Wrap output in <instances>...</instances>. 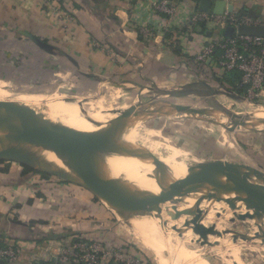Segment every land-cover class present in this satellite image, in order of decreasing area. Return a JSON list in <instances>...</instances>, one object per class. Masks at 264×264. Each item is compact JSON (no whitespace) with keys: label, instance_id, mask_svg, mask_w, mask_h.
I'll use <instances>...</instances> for the list:
<instances>
[{"label":"crops","instance_id":"1","mask_svg":"<svg viewBox=\"0 0 264 264\" xmlns=\"http://www.w3.org/2000/svg\"><path fill=\"white\" fill-rule=\"evenodd\" d=\"M154 1L0 0V90L8 93L10 87L18 91L13 94L16 98L35 101L34 97L42 95L69 98V106L57 103L67 114L71 104L74 109L81 108L80 96L89 99L93 92L96 100L88 102L87 111L94 118L84 119L90 124L99 123L106 115L99 111L110 110L115 115L114 109L145 101L157 94L156 90L173 91L201 82L216 87L222 75L219 67L213 63L202 66L195 57L197 46L207 43L211 33L204 27L198 31L204 40L190 37L186 42L175 41L178 27L173 24L169 36V21L149 10ZM189 6L191 9V1ZM243 6L249 13L264 14V6L255 0H235L236 8ZM32 36L48 48L39 46ZM172 41L178 44L176 49L170 46ZM169 118L155 120L158 124L168 119V127L169 120L174 124L178 116ZM186 121L190 127L179 124L182 129H173L172 137L163 134L161 125L152 127L150 137L164 141L162 159H178L186 153L196 159L213 158L207 155L219 147L217 135L202 130L206 128L203 124L211 122ZM203 141L209 145H200ZM126 147L131 153V146ZM4 163L0 162V242L16 243L19 255L16 263L0 264L44 262L48 248L56 250L75 238L97 241L105 250L140 254L125 243L113 209L89 191L38 171H26L20 164ZM114 262L102 257L100 264Z\"/></svg>","mask_w":264,"mask_h":264},{"label":"rangeland","instance_id":"2","mask_svg":"<svg viewBox=\"0 0 264 264\" xmlns=\"http://www.w3.org/2000/svg\"><path fill=\"white\" fill-rule=\"evenodd\" d=\"M189 1L190 0H181L180 3L188 4ZM204 27L211 29L212 25L207 23L204 25ZM202 28L203 26L198 24L193 28V30L190 28L188 30L184 28L182 31L177 30L178 35L175 37L177 38L175 41L178 40L179 43H182V39L184 38L183 40L186 42L190 37H194L198 40H204L206 37L203 35V33H199L202 31ZM167 33L170 34V29H168ZM173 44L176 48L178 47V44ZM171 47L173 48V46ZM200 63L202 66L205 65L204 62ZM215 88L219 92H217V94L212 97L189 95L182 98H176L171 101L176 104H183L194 108H209L211 106L210 101L213 100L216 102L218 106L216 105V109L212 110L213 116H215L213 117V122L209 124H203V127L206 128H203L202 130L204 132L208 131L209 134L217 135L214 138L216 142L218 141L219 147L217 149L213 148V150L208 151L209 153L207 156L213 158L216 156L224 160L228 159L232 162L245 164L248 163L251 166L254 164V167H260L259 169H261L264 173V91H259L258 94L262 95L257 96V98H249L244 95L243 92L229 88L220 82ZM6 90L9 94L0 90V96L2 95L7 99L5 101L0 99V103L2 102L0 105L5 106V104L7 105L8 102V105L10 103L20 104L22 105V108L19 109L18 112L28 117L34 118L37 121L44 122L46 120L54 122L63 120L66 124L71 125L68 120L71 118L76 120L75 117L79 115L82 119L78 121V126L85 125L90 127V121H84V117L88 115L90 120L91 118H94V114L88 113L87 111L88 102L96 100L94 98L95 94L93 92L89 93L87 96L89 99H82L80 96L78 99L80 101L79 106H81V108L74 109L73 113L67 114L65 111L62 112L61 110H58L57 103H63V105L69 106V102H71L69 98L61 99L56 95H42L39 97H34L36 98L35 101L34 99L16 98L13 94L18 91H15L10 87H7ZM224 91L232 92L233 95H243L246 99L236 100L235 98L223 93ZM51 100H56L54 103V106H56L54 108L56 111L55 114L52 112V109L47 106ZM3 102L5 104H3ZM27 102H29V104H26ZM45 106H47V109L44 110ZM147 106V103H145V105L141 106L139 109H145ZM257 106L262 107L258 109ZM117 110H122V107H119ZM61 112L64 114V116L59 118V116L56 114ZM230 112L245 117L248 121L247 124L245 123L243 126H240L236 123V125L229 123L228 113ZM95 114L100 117L98 111H96ZM41 115L43 116L41 117ZM111 118L112 117L105 115L100 118L101 120H99L103 121L106 125L107 121ZM186 119L189 118H175L174 122L176 123L174 124L171 120H169V128L166 127L168 119L160 121L158 124L165 128L163 133L165 136L172 137L174 136V134H172L173 129H177L178 131L182 129V126L179 124L185 123L187 127H190V121H186ZM158 124L155 119H151L142 122L140 124L142 125L141 127L134 128L127 145L131 146L132 149L135 148L137 152L134 155L128 151L122 153L127 161L131 162L133 165L135 164L136 166L144 165L143 167H145L146 170L152 169L153 166H157L159 162H162L161 160H163L162 158L166 152L164 148V141L163 139L155 140L149 135V133L151 134L154 131L152 127H157L159 126ZM215 131H217V133H215ZM73 140L79 139L64 138L59 142V147H64L68 151H72L74 153L80 152V154L85 155L91 153L92 149H94L92 142ZM204 143L205 142L203 141V143L201 142L200 145H209L208 141L207 144ZM65 155L68 154L65 153ZM198 160L199 159H196L188 153L184 155L181 154L180 158L171 159L169 169L182 167L187 164L198 162ZM5 161L6 163L3 164L4 166L9 165V163L19 164L17 161H9L7 159L3 160L2 162ZM43 175L49 176L47 174ZM108 177L113 179L112 175H108ZM217 189L222 191L219 188ZM225 197L228 198L227 193H225ZM238 203L243 202L241 200L235 201V207L238 208L240 213L249 211L259 214V220L256 221L257 216L250 219L247 218L245 220L237 219L235 215L236 212L231 215L221 216L220 222L223 224L222 225L220 223L221 226L225 228L226 232H231L230 234H232V231H235L237 234H239V238L237 237L234 241L231 238L230 243L227 246H218L217 250L211 248V245L214 244L213 242H215L216 245H219L218 243H220L217 241L218 234L216 229L215 234H217V236H215L214 233H210V236L211 234L213 236L212 239L210 236H208V234L205 238H202L199 236V234L193 231V227L195 226L193 223L189 225L186 224L185 226H178L174 225L172 221L166 219L164 224L162 221L156 218V211L153 210L154 208L147 210L145 207H135L124 210H113V215L115 216V220H117L118 224L121 225L120 233L125 238V243L128 242L132 247H134V249L140 253L138 256L144 258L148 264H264L263 242L254 236L255 233H258L261 237L264 235V211L258 207L260 200H255V205L250 209H246L245 205L243 208L239 207ZM211 217L215 220L214 216ZM172 227H175L174 230ZM241 235H246L248 238L241 239ZM168 236L169 238H167ZM233 251L236 254H234Z\"/></svg>","mask_w":264,"mask_h":264},{"label":"water","instance_id":"3","mask_svg":"<svg viewBox=\"0 0 264 264\" xmlns=\"http://www.w3.org/2000/svg\"><path fill=\"white\" fill-rule=\"evenodd\" d=\"M197 2V9L200 11L212 10L214 13H221L224 8V2L221 0H194ZM232 9V5H228V10ZM237 32L242 35L264 36V26H240ZM223 34L227 37H232L234 29L226 27ZM39 46L48 48L46 44L39 41L35 37H31ZM201 87V88H200ZM157 94L146 99L145 101H138L136 104H131L128 108L123 110H113L116 114L112 123L115 124L116 129L112 130L106 127L102 130L103 135L95 140H73V141H89L93 143L94 148L101 152H111L117 154L120 151L127 150L128 135L132 129L142 122L155 119L158 117H182L189 119H196L201 121L213 122L209 116H212V110L216 109L218 105L213 100L210 101V109L208 107H191L183 104L173 103L167 99H155V97L170 96L173 98H182L189 95H199L200 97H212L219 92L215 87L212 88L205 82L197 83L194 86H187L173 91H159ZM222 92V91H221ZM236 100H245L243 95H233L232 92L224 91ZM147 103L145 109L139 108ZM217 105V106H216ZM134 106V107H133ZM9 107V108H6ZM22 105L10 103L7 106H0V129H10L17 127L26 133L35 142L41 145L45 152L52 154L57 162L50 160H27V159H7L17 161L22 166H27L34 171L45 173L49 176L55 177L60 181L71 183L84 188L89 191L94 197L102 203L108 205L113 210L131 209L135 207H145L148 209L157 208L159 200H167L172 202L173 196L184 193L188 190L196 191L201 194V191L210 186L212 189L220 188L222 192L227 193L228 198L214 197L212 201H221L227 204L228 207L233 208L236 200H241L246 209H250L255 204V200H260L259 208L264 209V173L258 167L249 165L248 163L232 162L228 159L214 158V159H199L187 166L186 172L182 177L174 178V174L165 172V163L159 162L157 164V172H154L155 184L159 186L160 193L157 197H152V189L143 191L139 198L134 199L126 196L123 190V175L116 177L112 184H106L96 180L90 176L83 168L79 167L78 171H71L70 163H72V156L62 153L54 136L44 127L41 121L28 117L18 112ZM219 108V107H218ZM216 121V120H214ZM228 121L231 124H239L243 126L247 123V119L241 115L228 113ZM94 125H97L95 122ZM235 124V125H236ZM234 128V127H233ZM122 133L127 136L125 142H119V137ZM72 141V140H71ZM70 142V141H69ZM68 146V143H67ZM69 148V147H68ZM72 152V151H71ZM137 150L131 149V153L136 154ZM78 154V153H77ZM80 154V153H79ZM5 160V159H0ZM245 176V177H244ZM223 184V185H221ZM200 200L203 199L201 196ZM146 204L145 206L143 204ZM172 219L179 217V212L172 207ZM258 221L259 214L253 212H244L236 214V218L240 220L250 219L256 217ZM199 219L198 213L194 215L193 231L202 238L207 234L213 232V228H206L202 224L197 223ZM234 220V219H231ZM187 223H185L186 225ZM184 225V226H185ZM175 227H172L174 229ZM255 236L264 242V235L261 237L258 233ZM237 238V233L232 231V239ZM241 239H246V235H241ZM3 263V261H0ZM56 264H60L56 262ZM113 264H119L114 262Z\"/></svg>","mask_w":264,"mask_h":264},{"label":"bare ground","instance_id":"4","mask_svg":"<svg viewBox=\"0 0 264 264\" xmlns=\"http://www.w3.org/2000/svg\"><path fill=\"white\" fill-rule=\"evenodd\" d=\"M0 99L4 101L7 100L2 95L0 96ZM55 102L56 101L51 100V102L47 105L49 106V108L52 109V112H54V114L56 112L54 110V108L56 107L54 106ZM3 104L5 103L3 102ZM26 104H29V102H27ZM47 106L44 107V110L47 109L46 108ZM261 107L262 106L258 107V109H260ZM6 108H9V107H6ZM62 112L57 113L56 115H58L59 118H62V116H64ZM67 112L69 114L74 112V108L72 107V104H71V107L67 109ZM99 113L106 114V115L111 114L112 118L107 121L106 125L103 121H100L99 123H96L97 125L90 123L89 124L90 127L85 126V125L78 126L79 124L78 121L82 119L79 115L75 117L76 120H73V119L68 120V122L71 125L66 124L65 121L63 120L54 121V122L45 120L42 123L44 127L54 136L58 145H59V142L64 138H70V139L76 138L79 140L85 139V140H95L96 141L98 138H100L103 135L102 130L104 128L109 127L112 130L116 129L115 124L112 123L115 119L116 114L113 115L110 110H101L99 111ZM42 116L43 115H41V117ZM209 117L210 119L213 120V117L215 116H213L212 114V116H209ZM84 119L88 120L89 117L86 116L84 117ZM126 135H127L126 133H122L121 136L119 137V142L123 143L124 137ZM59 148L63 154L66 153L69 156H72V163H70V167H69L71 171H78L79 167H81L90 176L106 184H112L115 181L117 176L123 175L122 176L123 177L122 187L124 190V194L130 198H134V199L139 198L141 193L147 189L153 190L152 192L153 194L151 195V198L157 197L160 193V188L159 186L155 184V178H154V172L158 171L157 167L153 166L152 169L146 170L145 167H143L144 165L143 166H136L135 164L133 165L131 162L127 161L125 156L122 155V153L126 152V150L120 151L117 155V154H111V152H108V151L99 152L96 148H94L92 149L91 153H88L85 155V154H79L80 152L77 154V152L74 153V152L68 151L64 147H59ZM0 158L1 159H12V158L27 159V160H32V161L39 158L42 160H50L52 162H57L55 157L52 154L45 152V150L41 147V145L35 142L33 139H31V137L26 133V131L20 130L17 127H13L10 129H0ZM162 162L165 163L166 165L165 172L174 174L175 175L174 178L182 177L183 174L186 172L187 166L190 165V164H187L182 167L169 169L171 159H164ZM108 175H112L113 179L108 177ZM201 196L203 197V199L200 200L199 198ZM214 197L227 198L225 197V192H222L218 190L217 188L212 189L210 186H206L201 191V194L197 193L196 191L188 190L184 193L171 197L172 202L171 201L168 202L167 200H159L157 203L158 208H154L153 210L156 211L155 212L156 218L162 221L164 224H165L164 221L167 219V220L172 221L174 225H178V226L179 225L184 226L185 223H187L188 225L193 223L194 215L198 213L199 219L197 220V223L202 224L205 227L207 226V228H210V227L213 228L214 232H212V234L213 233L215 234V229H216L218 236L217 234H215V236H217L218 238L217 241L220 243L216 241L219 244V245H216V243L213 242L214 244L211 245V248H213L214 250H217L218 246H221V245L227 246L230 243V239L232 238V234H230L231 232L230 233L226 232L225 228L221 226L222 224L220 222L221 216L231 215L235 212H236L235 213L236 215L240 212L238 211V208L235 206L233 208H230L224 202L216 201V200L212 201ZM143 205L145 206L146 204L144 203ZM173 206L179 212V217L176 219H172L171 217V213H173L174 211L172 210ZM238 206L243 208L244 204L238 203ZM211 216H214L215 220ZM212 234L211 236H210V233L208 234V236H210L211 239L213 237ZM237 237L239 238V234H237ZM167 238H169V236ZM263 245H264V242H263ZM233 253L236 254L234 251Z\"/></svg>","mask_w":264,"mask_h":264},{"label":"built area","instance_id":"5","mask_svg":"<svg viewBox=\"0 0 264 264\" xmlns=\"http://www.w3.org/2000/svg\"><path fill=\"white\" fill-rule=\"evenodd\" d=\"M181 4L175 0H156L151 3L150 11L155 17L162 15L171 24H175L179 31L192 29L198 25L210 23L211 33L207 43L197 46L195 57L198 62L213 63L220 69L219 73L238 70L241 73L240 85L244 87V95L257 98L264 91V36L242 35L237 32L240 26H264V14H252L244 9L235 7V0H221L224 8L221 13L212 10L200 11L197 2ZM189 1V2H190ZM264 0H255L256 3ZM228 5L232 9L228 10ZM182 26V27H179ZM226 27H232L234 34L227 37L223 34ZM144 33L148 32L145 26ZM177 29V28H176ZM175 32V31H174ZM178 33V31H177ZM184 39V38H183ZM216 50L221 54L215 56ZM65 240H68L66 238ZM46 261L37 264H100L102 257H111L121 264H148L137 254H126L120 249L105 250L97 241H87L79 238L58 245L56 250L48 248ZM18 245L12 241L0 242V260L7 263H16L18 260Z\"/></svg>","mask_w":264,"mask_h":264},{"label":"trees","instance_id":"6","mask_svg":"<svg viewBox=\"0 0 264 264\" xmlns=\"http://www.w3.org/2000/svg\"><path fill=\"white\" fill-rule=\"evenodd\" d=\"M176 1V0H175ZM178 1V0H177ZM259 4H262L261 1ZM202 25V24H201ZM204 28V25H202ZM166 36V35H165ZM170 36V34H169ZM175 43V41H172L170 46H173V48L176 49L175 45L173 44ZM173 44V45H172ZM221 54L220 50H216L215 56H218ZM218 67V66H217ZM220 70V69H219ZM240 76L241 73L238 70H232L229 72H225L221 75V77H219V81L218 83H222L225 84L226 86H228L229 88H233L235 90H239L240 92H244V87L240 85ZM1 159V158H0ZM3 160H0V162H2ZM22 166V165H21ZM26 171H34L33 169L27 167V166H22ZM45 174V173H43Z\"/></svg>","mask_w":264,"mask_h":264}]
</instances>
